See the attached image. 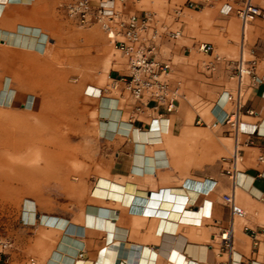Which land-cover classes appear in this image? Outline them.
Here are the masks:
<instances>
[{"label": "crops", "instance_id": "1", "mask_svg": "<svg viewBox=\"0 0 264 264\" xmlns=\"http://www.w3.org/2000/svg\"><path fill=\"white\" fill-rule=\"evenodd\" d=\"M60 1L0 0V97L7 89L16 90L12 104L3 105L0 100V107L32 106L36 97L31 92L32 76L38 65L31 60L43 61L50 44L56 43L54 35L63 29L57 11ZM188 1L126 0L129 12L152 10L159 27L167 24L181 29L178 38L162 37L156 53L172 62L171 82L182 93L178 107L171 113L163 108L139 110L123 82L97 97L101 146L95 178L100 182L105 175L109 182H119L125 197L113 195L112 190L99 196L95 186L78 221L64 216L69 220L67 230L30 222L41 226L45 236L54 232L61 236L60 240H33L42 246L40 264H231L233 258L243 264H264V162L259 160L264 151V18L244 24L234 10L238 5L234 0H215L200 9L186 7L178 15L176 9ZM257 2L264 8V0ZM227 4L233 6L230 12L223 9ZM202 41L214 44L213 52L203 51L212 60H185L196 58L194 46ZM241 56L256 60L260 81L247 86L240 136L244 168L233 188L219 153L223 149L221 136L226 133L225 138H233L226 131L229 126L221 122L232 106L226 94L235 86L229 60ZM113 66L106 57L107 75L99 82L108 78L113 82L120 75L118 69L126 72L125 65ZM210 102H214L211 111ZM198 105H206L199 111L212 117L213 127L222 124L221 130L210 132L206 119L208 125L198 123L202 115L192 122ZM248 108L255 112L248 113ZM233 191L245 215L235 220L232 255L218 248L216 238L231 221L224 195ZM98 206L108 210L119 236L98 226H84L85 211ZM164 219L172 221L171 230L161 229ZM246 227L259 232L258 245ZM65 231L76 240H61ZM16 252L17 261L23 260V252ZM67 256L72 257L71 263Z\"/></svg>", "mask_w": 264, "mask_h": 264}, {"label": "rangeland", "instance_id": "2", "mask_svg": "<svg viewBox=\"0 0 264 264\" xmlns=\"http://www.w3.org/2000/svg\"><path fill=\"white\" fill-rule=\"evenodd\" d=\"M62 1L65 0L60 3ZM60 3L57 11L64 26L54 35L56 43L50 44L49 54L44 56L43 61L35 58L31 60L38 65L32 76L31 92L36 96L32 107H0V238L12 243L10 247L3 249L0 263L6 261V264H40L38 258L42 246L33 240L61 238L59 232L45 236L41 226L30 224L43 223L40 218L42 213L61 214L74 218L75 221L83 215L91 189H94L97 181L95 175L101 146L98 134L100 100L87 95L86 90L88 88L90 92H98L101 86L112 83L109 78L99 82V78L107 75V69L104 68L106 57L112 60V68H123L125 65V58L110 43L99 24H79L60 9ZM194 47L196 58L186 57L185 60H212L198 49L197 44ZM189 53L188 51L186 54ZM233 81L235 88L236 82ZM214 102L208 104L210 111ZM59 104L62 119L56 128L63 135L60 137L68 138L67 152L65 151L61 164L53 158L45 157L44 146L41 145L42 137L52 139V134L40 131L43 124L44 129L51 124V118ZM201 106L206 107L198 105L193 110L192 122L195 123L197 115H202L211 125L208 128L210 132L221 130L222 124L213 127L212 117L199 111ZM226 131L230 133L228 129ZM26 134L29 139L25 145L13 144L18 137ZM210 134L209 151L212 150V133ZM226 135L225 133L224 136ZM9 136L13 141L6 144ZM223 137L221 136L223 149L220 150L219 157L226 167L228 163L224 158L229 157L233 151L235 139ZM45 146L52 148L54 143L50 141ZM8 163L27 168L29 173L18 175L11 171ZM241 168H244V161ZM28 198L36 203V214L33 218L25 213L28 209L25 205ZM23 218L29 223H25ZM16 251L23 252V260L17 261Z\"/></svg>", "mask_w": 264, "mask_h": 264}, {"label": "built area", "instance_id": "3", "mask_svg": "<svg viewBox=\"0 0 264 264\" xmlns=\"http://www.w3.org/2000/svg\"><path fill=\"white\" fill-rule=\"evenodd\" d=\"M214 1L189 0L179 6L176 13L178 15L182 14L186 7L200 9L212 4ZM234 1L238 2L234 10L244 24L259 17L264 18V8L257 0ZM118 2L124 5L126 0H65L59 5L67 16L77 20L81 25L99 24L109 40L126 58V72H121L123 69H118L120 75L114 77V81L110 85L101 86L98 92L96 90L90 92L87 88L86 94L101 97L111 88L117 87L119 82H123L136 100V106L139 110L145 107L163 108L166 113H171L177 109L178 99L182 93L180 88L174 87L171 82L172 62L158 58L156 53L158 42L162 37L178 38L182 33L181 29L171 28L167 24H161V27H159L156 21V12L152 10H146L142 13L129 12L125 5H119ZM223 9L225 12H230L233 6L227 4ZM198 45L199 49L204 52H213L215 49L212 42L202 41ZM229 63L232 65L231 77L235 80L236 87L226 95L232 106L221 122L229 126V131L235 139L233 151L229 157L224 158L228 163L224 168V172L233 181L234 188L237 185L238 175L242 171L241 164L245 159L240 136L247 86L256 84L260 79L256 73L255 59L246 60L241 56L230 59ZM247 78L250 79L249 82H247ZM247 112L254 113L255 110L248 108ZM197 121L208 125L201 116ZM259 160L264 162V151L259 155ZM224 199L230 208L232 218L228 226L220 229L216 244L221 250L233 255L235 253V220L237 217L245 215V209L237 204L234 191L225 194ZM262 199L264 200V197ZM23 220L25 223H29L24 218ZM246 230L253 236L254 245H258L259 232L249 227H246ZM11 245L12 243L9 240L0 238V259L3 249ZM80 255L83 256L84 252H81ZM5 262L0 264H6ZM231 264H243V261L233 258Z\"/></svg>", "mask_w": 264, "mask_h": 264}, {"label": "bare ground", "instance_id": "4", "mask_svg": "<svg viewBox=\"0 0 264 264\" xmlns=\"http://www.w3.org/2000/svg\"><path fill=\"white\" fill-rule=\"evenodd\" d=\"M110 43L112 45H114V43H112L111 41H110ZM198 44H197V47L199 46ZM198 49H199V47H198ZM10 89H11V91H9V89L5 90L4 95H1V97H0V100H1V102H3V105H7V104L11 105L12 102H13L12 100H13L14 92L16 90L14 88H10ZM33 103H34V101H33ZM30 107H32V106H30ZM61 111H62V109L60 108V104H59V105H57V108H55V112L53 113V117L51 118V124H48L46 129H44V124H43L42 125L43 129L40 130L41 132H44V133L45 132H49L50 134H52V137H51L52 139L46 138L45 136H44V138L42 137L41 145L44 146V155H45V157L47 159L53 158L55 161H57L58 164H61L63 162V160H64V153H65V151L67 152L66 146H67V142H68V138L64 139V137H60V135H62V134H60L57 131V128H56L57 124L62 119ZM108 115H109V113H108ZM114 117H115V115H114ZM42 118H43L42 120L44 122V114L42 115ZM7 132H9V131H7ZM20 133H23V131H20ZM8 135H9V133H8ZM27 139H29V136L26 134L24 136L18 137V139L15 140L13 144L16 143L17 146H23V145L26 144V140ZM12 141L13 140L9 136L8 139L6 140V144H10V143H12ZM50 141L54 143V147H52V148L45 146V144H47ZM8 164H10L11 171H15L18 175L20 174L22 176V175H25V174L29 173L27 168H19V167H16L15 165H13L12 163H8ZM2 171H3L2 173L5 172L4 169ZM101 177H102V180L99 182L98 179H97V181L95 183V186H97V192L99 193L97 195H99V196L103 195L104 196V195L107 194V192H111V190H112L113 195L125 197V192H123V188L121 187V185H119V182H111V181L109 182V177L105 176V175H102ZM95 186H94V188H95ZM197 187L198 186L195 185L194 186V190H196ZM128 189L129 190H133L134 188L132 186H129ZM131 197L132 196H130V198ZM169 197H171V196H169ZM147 202H149V201H147ZM25 205L28 208V209L25 210L26 215L27 216L28 215H32V218H33L34 215L36 214V203H35V201L28 198V199H26ZM89 208H92V206L90 207V205H89ZM149 209L153 210L154 208L150 207ZM40 218H41V220H43V223L48 224L50 226H53V227L58 226V227H61V228L65 229V230H67L69 228V220L66 217H64V216L55 215V214L53 215L51 213H47V214L46 213H42L40 215ZM171 222H172L171 220L164 219L163 223L161 225V229H163V228H169L170 229V227L172 226ZM83 224L86 227H95L96 226V228H97V226H98L100 229H102L104 231L109 230V232H110V234H112V236H114V235H118L119 236L120 235L119 233H116V228L117 227H116V225H114L113 220L108 215V210H106L105 208H100V206H98L95 210L88 209V210L85 211ZM171 229H172V227H171ZM61 240H76V239L72 235H70L67 231H65L64 236L62 237ZM67 261L69 263H71L72 257L69 256L67 258ZM78 264H82V262H79Z\"/></svg>", "mask_w": 264, "mask_h": 264}]
</instances>
